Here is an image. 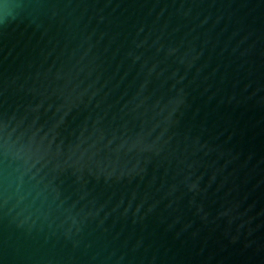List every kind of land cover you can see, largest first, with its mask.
I'll return each instance as SVG.
<instances>
[{"label": "water", "instance_id": "water-1", "mask_svg": "<svg viewBox=\"0 0 264 264\" xmlns=\"http://www.w3.org/2000/svg\"><path fill=\"white\" fill-rule=\"evenodd\" d=\"M0 264H264V0H0Z\"/></svg>", "mask_w": 264, "mask_h": 264}]
</instances>
